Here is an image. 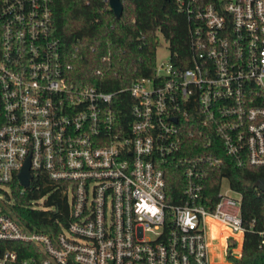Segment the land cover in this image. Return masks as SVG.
<instances>
[{"label": "built area", "instance_id": "obj_1", "mask_svg": "<svg viewBox=\"0 0 264 264\" xmlns=\"http://www.w3.org/2000/svg\"><path fill=\"white\" fill-rule=\"evenodd\" d=\"M50 2L0 4V264H235L253 231L241 194L204 183L226 165L264 168V0H175L187 56L168 48L118 95L71 80ZM27 158V186L65 199L54 236L13 212L10 183ZM170 169L182 184L171 197ZM45 197L28 206L44 209ZM12 242L32 245L29 256Z\"/></svg>", "mask_w": 264, "mask_h": 264}, {"label": "trees", "instance_id": "obj_2", "mask_svg": "<svg viewBox=\"0 0 264 264\" xmlns=\"http://www.w3.org/2000/svg\"><path fill=\"white\" fill-rule=\"evenodd\" d=\"M119 1L122 4L119 19L112 13L108 0L50 2L51 32L59 39L65 61L71 67V80L115 95L136 79L153 75L158 35H162L167 47L179 58L189 52L186 15L175 5V0ZM221 178H226L231 188L241 194V217L253 230L246 233L235 264H264V245L259 247L261 237L257 234L264 230V193L255 185L258 179H264V168L231 165L216 168L204 183L205 192L215 194ZM178 180V172L170 169L166 178L169 197L181 191ZM10 186L13 212L27 229L54 236L66 224L68 209L59 189L45 183L34 190L30 182L20 193L21 186L16 180ZM44 196V209L28 206L30 200ZM6 245L23 258L29 252L23 254L21 248L33 247L14 242Z\"/></svg>", "mask_w": 264, "mask_h": 264}, {"label": "rangeland", "instance_id": "obj_3", "mask_svg": "<svg viewBox=\"0 0 264 264\" xmlns=\"http://www.w3.org/2000/svg\"><path fill=\"white\" fill-rule=\"evenodd\" d=\"M156 48L157 49L155 52V64L158 65L159 63H161V61H166L169 58V50L167 47V43L161 34L158 35V46ZM220 183H221V191H225L228 188L229 183H227V180L225 178H222ZM228 194L231 197L235 196V194L234 193L232 194L231 192H228ZM39 203H41V201H39ZM217 233H218V230L212 231V235L214 239L213 241H211V244H212L211 249L213 250L216 257H217V253H219L220 251V246H218L219 238H218Z\"/></svg>", "mask_w": 264, "mask_h": 264}, {"label": "water", "instance_id": "obj_4", "mask_svg": "<svg viewBox=\"0 0 264 264\" xmlns=\"http://www.w3.org/2000/svg\"><path fill=\"white\" fill-rule=\"evenodd\" d=\"M109 7L112 10L114 16L119 19L121 17L122 12V4L119 0H108ZM28 168V158L26 159L25 163L23 164L20 172L17 176L18 182L21 186L26 187L30 178ZM256 187L264 193V179H258L255 183Z\"/></svg>", "mask_w": 264, "mask_h": 264}]
</instances>
